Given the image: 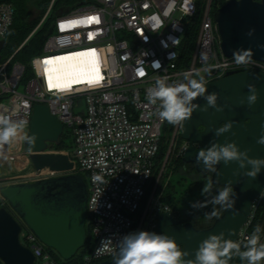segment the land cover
<instances>
[{"label":"built area","instance_id":"obj_1","mask_svg":"<svg viewBox=\"0 0 264 264\" xmlns=\"http://www.w3.org/2000/svg\"><path fill=\"white\" fill-rule=\"evenodd\" d=\"M55 1L52 0L47 14ZM225 2L92 0L56 18L42 54L31 60L32 77L25 80V65L18 61L12 64L14 54L4 60L0 56V114L25 120L22 134L28 135L34 105L45 104L63 124L64 131L72 132L73 150L66 153L75 163L71 172L82 174L87 183L86 227L92 236L91 248L80 264L115 258L121 238L133 232L138 219L137 232L141 229L151 232L153 226H147L145 219L149 206L143 212L142 207L168 128V123L156 114L158 104L152 105L147 100V90L155 86V81L167 77L169 84L186 83L184 75L188 73L193 79L204 77L207 83L231 71L264 73V62L260 60L251 58L250 63L237 65L233 56L223 53L214 13ZM14 17L12 3L0 2V41L6 40ZM90 17L98 18L99 23L60 27ZM193 25L198 26L197 39L189 57L185 45ZM175 39L179 42H174ZM77 53L82 54L83 70L90 75L95 60L102 77L100 82L89 84L83 78L64 89L50 88L49 76L56 83L66 81L54 76L56 59ZM89 53L95 56L84 55ZM45 60L53 63L46 65ZM80 99L85 100L86 113L75 111ZM172 131L170 146L182 132V124L173 125ZM184 141L181 156L190 145ZM48 151L56 152L51 145ZM0 168H7L6 172L0 171V186L66 174L50 168L35 169L22 140L0 149ZM95 176L102 177L103 182L95 181ZM261 197L254 202V209ZM0 199V206L10 208L6 199L1 196ZM15 216L22 226L20 240L32 249L36 264H62L58 252L40 241ZM251 218L242 228L237 243L251 237L248 232ZM104 239H111V253L97 251ZM263 240L264 235L260 243Z\"/></svg>","mask_w":264,"mask_h":264},{"label":"water","instance_id":"obj_2","mask_svg":"<svg viewBox=\"0 0 264 264\" xmlns=\"http://www.w3.org/2000/svg\"><path fill=\"white\" fill-rule=\"evenodd\" d=\"M221 37V49L226 56H233L238 49H250L254 59L264 62V0H228L214 13ZM252 31V35H248ZM7 41H0V52ZM205 83V82H204ZM255 85L257 102L248 106L247 85ZM207 93H217V104L223 111L208 108L193 111L190 119L182 124V138L190 142L182 156L183 163L194 164L196 171L207 174L202 163L196 162L201 149L211 142H235L241 151L247 150L251 158L264 159V145L257 140L264 135V73L254 70H237L224 77L205 83ZM244 100V104L240 101ZM194 103L203 107L206 100L197 98ZM76 113H86L85 100L80 99ZM232 122L229 132L219 137L215 129ZM64 126L45 104H35L28 136L35 135L34 145L25 142L31 164L35 169L50 168L66 174L34 182L0 186V196L10 208L0 206V260L3 264H36L31 248L20 240L21 223L17 214L35 235L48 247L56 250L64 260L72 259L87 242L88 188L85 177L72 173L75 163L68 153L50 152V145H60ZM211 174V183L224 187L229 181L235 194L232 209L224 207L223 213L205 228L192 222L179 223L169 210L157 208L156 223L151 232L174 238L187 253L186 260H194L201 241L211 234L224 233L226 239L238 242L242 228L250 220L254 202L264 192V168L252 179L240 169L238 163H219ZM1 202V199H0ZM234 255L227 258L228 264ZM115 258L94 264H115Z\"/></svg>","mask_w":264,"mask_h":264},{"label":"clouds","instance_id":"obj_3","mask_svg":"<svg viewBox=\"0 0 264 264\" xmlns=\"http://www.w3.org/2000/svg\"><path fill=\"white\" fill-rule=\"evenodd\" d=\"M248 35H252V31H249ZM174 42L178 43L179 41L175 39ZM252 55L250 49H238L233 52V58L237 65L250 63ZM156 64L159 65L158 62ZM140 75L142 76L144 73L141 72ZM196 75L199 76V73H196ZM167 80V77L157 79L155 86L147 90L149 103L152 105L158 104L156 114L161 121H166L171 125H181L190 119L193 111L197 109L207 111L208 108H214L218 112L223 111V107L217 104L218 94H206L204 77L200 76L199 79H193L190 74L185 73L184 80L186 83L169 84ZM247 87L249 95H247L246 101L248 106L251 107L257 102L258 93L255 85L249 84ZM197 98L205 99L206 105L201 107L194 103L193 101ZM244 102V100L240 101L241 104H244ZM25 125V120H15L10 116L0 114V149H3L5 145H11L17 140L34 145L35 135L22 134ZM232 127V122L226 123L224 126L215 129V136L219 137L229 132ZM257 143L264 145V135H261ZM196 162L202 163L206 170L213 172L216 171L215 166L221 162L226 166L236 162L240 169L251 166L250 170L244 172V175L252 179H255L264 168V159L251 158L248 151H241L234 141L224 144L211 142L210 147L201 149L198 152ZM93 179L97 182H103L102 177L99 176H95ZM201 191L202 195L210 194L212 183H207ZM211 202L226 209L234 207L235 194L230 181L212 197ZM203 206L204 204L201 201L191 205L193 208ZM209 215L210 217L215 216L216 212L213 211ZM260 232L261 227L257 225L254 233L247 240L244 246L246 250L244 251H241L239 243L226 239L223 232L211 234L200 242L195 251L194 260H186L187 253L182 252L176 240L168 235L149 231L129 233L123 236L117 245L118 253L114 262L115 264H228L227 258L238 255L241 260L247 261V264H261V261H264V243H260ZM111 244V239H104L97 251L111 253L113 251Z\"/></svg>","mask_w":264,"mask_h":264},{"label":"trees","instance_id":"obj_4","mask_svg":"<svg viewBox=\"0 0 264 264\" xmlns=\"http://www.w3.org/2000/svg\"><path fill=\"white\" fill-rule=\"evenodd\" d=\"M91 1L92 0H56L52 9L47 14L52 0H0V2L12 3L15 9L14 22L6 36L7 43L0 52L1 60L14 54L12 64L18 61L25 65V80L32 77L33 70L30 65L31 60L33 57L42 54L47 37L54 31L56 18L71 12L72 9L88 4ZM220 1L225 2L226 0ZM41 21L42 23H40ZM197 29L198 26L196 27L193 25L188 31L185 53L189 57L194 51ZM172 129L173 125L168 123L167 135L159 152L158 161L159 158L163 156L166 146L169 145ZM62 136H64V138L72 137L73 139L72 132L69 129H66ZM179 141H183L182 136H180ZM51 147L60 150L62 148L67 149L71 147V145L66 144L65 140L61 139L60 145L52 144ZM210 175V173L200 174L196 171L194 164L190 163L185 165L181 155H173L170 159V163L167 165V171L163 174L160 207L164 210L171 211L179 223L190 221L196 227H202L199 224L202 223L204 218L208 217L214 221L223 213L224 207L213 204L211 199L222 190L223 187L212 184L211 193L202 195V188L207 183L211 182ZM216 189H218V191L214 192ZM147 197L148 192L146 198ZM198 201H201L204 206L200 208L191 207L193 203ZM255 205L248 232L252 235L256 226L259 225L261 227L260 237H262L264 235V192L259 202ZM213 211L216 212V215L210 217L209 214ZM86 228L87 242L85 246L82 247L72 259H61L63 264H80L84 254L90 250L92 236L90 229L88 227ZM246 243L247 241H243L240 244L241 251L246 250L244 247ZM179 248L184 252L183 246H179ZM0 264H3L1 260ZM231 264H247V261L241 260L238 255H234Z\"/></svg>","mask_w":264,"mask_h":264},{"label":"rangeland","instance_id":"obj_5","mask_svg":"<svg viewBox=\"0 0 264 264\" xmlns=\"http://www.w3.org/2000/svg\"><path fill=\"white\" fill-rule=\"evenodd\" d=\"M72 10H74V9H72ZM172 133H173V131H172ZM181 135H182V132L179 134V136L175 140H173V142L171 140L172 145L170 146V144H169L168 146H166L163 156L161 158H159L158 165H157L155 174L153 176V180H152L151 185H150V187L148 189V197L146 198V200H145V202L143 204V207H142V212H143L146 209V207L149 206L148 212H147V215H146L147 218L145 217L146 222H147V226H149V225L153 226L156 223L155 211H156L157 208H161L160 207V196H161V184H162V181H163V174H165V172L167 171V165L170 163L171 157L173 155L178 156L179 153H180V149L185 144L184 139H183L182 142L179 141V138H180ZM61 139L65 140L66 144L71 145V147H68L67 149L62 148L60 150L52 148V150H54L56 152H64V153H66V151H68V149L70 151H72L73 150V139H72V137H65L64 138V136H62ZM171 139H172V137H171ZM5 169H7V168H0V171L1 172H3V171L6 172L7 170H5ZM210 179H211V175H210ZM215 191H218V189L214 190V192ZM233 192H234V190H233ZM140 217L141 216H139V218ZM212 222H214V221H212L211 218L206 217V218L203 219L202 223L199 224L202 227H199V226L198 227L199 228L208 227V226H210V224H212ZM139 223H140V219L137 220V223H136L132 233L137 232ZM141 231H148V230L141 229ZM263 243H264V240H263ZM60 262L62 263L63 261L60 259ZM261 264H264V261H261Z\"/></svg>","mask_w":264,"mask_h":264},{"label":"snow or ice","instance_id":"obj_6","mask_svg":"<svg viewBox=\"0 0 264 264\" xmlns=\"http://www.w3.org/2000/svg\"><path fill=\"white\" fill-rule=\"evenodd\" d=\"M93 22L99 23L98 18L90 17L86 21H71L68 24H62L60 27H61V29H67V28L74 27L77 24H81V23H89L90 24V23H93ZM84 55H91L93 57L95 56L94 53H89V54H84ZM61 59L62 60H72L73 58L72 57H64V58H61ZM44 63L46 65H48V64H52L53 61L45 60ZM47 71H49V70L46 69V72ZM92 73L93 74L90 75V74L86 73L83 69H79L78 71H74V72L70 71L68 73V76L72 77V78L66 80L64 83L53 82V78L51 76H49V78H48L49 87L50 88L64 89V88H67L72 83L79 82V80L83 79V78H86L87 79V83H89V84L99 83L100 80L102 79V77L99 74V69L97 67H95V60H93Z\"/></svg>","mask_w":264,"mask_h":264},{"label":"bare ground","instance_id":"obj_7","mask_svg":"<svg viewBox=\"0 0 264 264\" xmlns=\"http://www.w3.org/2000/svg\"><path fill=\"white\" fill-rule=\"evenodd\" d=\"M64 57H72V60H62L61 58ZM79 69H84L82 67V54L77 53V54H71V55H66L63 57H59L56 59L55 62V73L54 76L56 79H63V80H68L72 77L68 76V73L70 71H78Z\"/></svg>","mask_w":264,"mask_h":264},{"label":"flooded vegetation","instance_id":"obj_8","mask_svg":"<svg viewBox=\"0 0 264 264\" xmlns=\"http://www.w3.org/2000/svg\"><path fill=\"white\" fill-rule=\"evenodd\" d=\"M210 174H212V171H210Z\"/></svg>","mask_w":264,"mask_h":264}]
</instances>
